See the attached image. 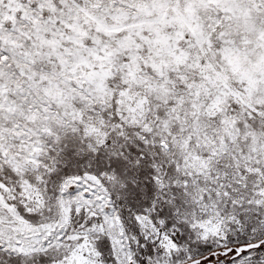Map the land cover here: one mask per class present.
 Here are the masks:
<instances>
[{"label": "snow or ice", "instance_id": "6c2138e0", "mask_svg": "<svg viewBox=\"0 0 264 264\" xmlns=\"http://www.w3.org/2000/svg\"><path fill=\"white\" fill-rule=\"evenodd\" d=\"M0 264H264V0H0Z\"/></svg>", "mask_w": 264, "mask_h": 264}]
</instances>
